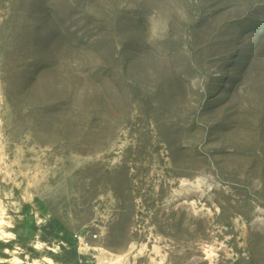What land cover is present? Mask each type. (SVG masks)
Here are the masks:
<instances>
[{
	"label": "rangeland",
	"instance_id": "obj_1",
	"mask_svg": "<svg viewBox=\"0 0 264 264\" xmlns=\"http://www.w3.org/2000/svg\"><path fill=\"white\" fill-rule=\"evenodd\" d=\"M0 258L264 264V0H0Z\"/></svg>",
	"mask_w": 264,
	"mask_h": 264
},
{
	"label": "bare ground",
	"instance_id": "obj_2",
	"mask_svg": "<svg viewBox=\"0 0 264 264\" xmlns=\"http://www.w3.org/2000/svg\"><path fill=\"white\" fill-rule=\"evenodd\" d=\"M7 253V252H6ZM9 253V252H8ZM0 262L1 263H7L8 262V260H6V259H4V258H0Z\"/></svg>",
	"mask_w": 264,
	"mask_h": 264
}]
</instances>
